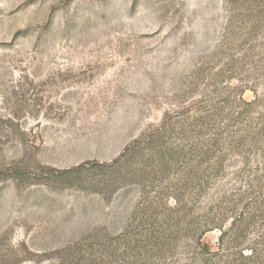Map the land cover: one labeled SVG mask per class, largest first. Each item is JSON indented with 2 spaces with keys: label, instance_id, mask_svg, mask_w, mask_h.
I'll return each instance as SVG.
<instances>
[{
  "label": "rangeland",
  "instance_id": "374dc122",
  "mask_svg": "<svg viewBox=\"0 0 264 264\" xmlns=\"http://www.w3.org/2000/svg\"><path fill=\"white\" fill-rule=\"evenodd\" d=\"M0 264H264V0H0Z\"/></svg>",
  "mask_w": 264,
  "mask_h": 264
},
{
  "label": "trees",
  "instance_id": "16d2710c",
  "mask_svg": "<svg viewBox=\"0 0 264 264\" xmlns=\"http://www.w3.org/2000/svg\"><path fill=\"white\" fill-rule=\"evenodd\" d=\"M251 252V254L249 255V256H243V259L244 260H249V261H252V262H256V260H255V256L254 255H252L253 254V250H250Z\"/></svg>",
  "mask_w": 264,
  "mask_h": 264
}]
</instances>
